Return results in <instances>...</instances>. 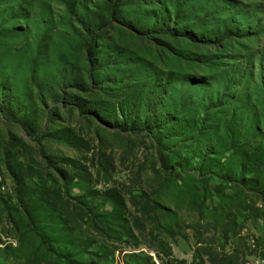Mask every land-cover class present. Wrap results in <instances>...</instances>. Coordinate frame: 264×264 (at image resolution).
Returning a JSON list of instances; mask_svg holds the SVG:
<instances>
[{
    "label": "rangeland",
    "instance_id": "rangeland-1",
    "mask_svg": "<svg viewBox=\"0 0 264 264\" xmlns=\"http://www.w3.org/2000/svg\"><path fill=\"white\" fill-rule=\"evenodd\" d=\"M119 1L0 0V264H264V0H189L196 42Z\"/></svg>",
    "mask_w": 264,
    "mask_h": 264
},
{
    "label": "trees",
    "instance_id": "trees-1",
    "mask_svg": "<svg viewBox=\"0 0 264 264\" xmlns=\"http://www.w3.org/2000/svg\"><path fill=\"white\" fill-rule=\"evenodd\" d=\"M65 1V0H61ZM193 1V0H192ZM172 0H165L166 3V11L162 14L164 23L159 24L158 21L155 23V17L151 14L149 10V2L148 0H122L119 1L121 7L127 8L129 10V15L126 17L127 24L132 25L134 27L137 26H144V30L146 32L147 36H159L164 37L165 39H187V40H194L193 42H196V39L190 38V32L191 30H194L193 24L190 23L191 18L193 15H197L198 10L201 9V7H197L196 10L193 9V7L185 8L189 2V0H181V3H179L178 0L175 1V4L173 3L171 5ZM203 3L202 0H198V4L194 2V8L197 5H201ZM69 6V9H71V5L67 4ZM112 5V4H111ZM115 5V4H113ZM111 6L112 13L111 18L109 17V14H107L104 17H101L100 19L96 20L94 23L86 27L87 31V41L86 46L87 50L89 51V62L95 66V69H98L100 65L103 64L104 59L96 54V48L98 46V42L101 40L103 31L102 29L107 26L111 20H114L117 18L116 12L114 10V6ZM202 9L200 10L201 13ZM218 11L216 10H209L208 12H205L204 15H201L200 18H197L198 22H201L203 24L204 20L211 21V18L215 17V14H217ZM170 13V14H169ZM172 16V22L169 21V17ZM138 17V18H137ZM150 20H152L153 23L150 25ZM133 21V22H132ZM136 22V23H134ZM134 23V24H133ZM197 24V23H196ZM160 25H164L163 27H159ZM228 26H231V22L227 21V23L223 26L224 27V33L228 31ZM231 37L230 34L225 36L224 38ZM165 43V42H164ZM209 43V42H208ZM205 43L204 44H208ZM25 109H28L25 106H18L16 108V111L22 112ZM25 131L30 137H35L38 135L40 139L47 138L46 134L38 133L33 129L32 124L24 117H21L19 120ZM144 126L150 128V133L152 136H158L160 133V128L156 130V124H152L151 122V116L146 115V117L143 118ZM158 158L161 161L162 165L168 169V164L170 162L167 152L164 148H158L157 149Z\"/></svg>",
    "mask_w": 264,
    "mask_h": 264
}]
</instances>
